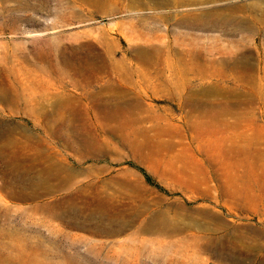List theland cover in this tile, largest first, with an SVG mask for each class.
Wrapping results in <instances>:
<instances>
[{
    "label": "rangeland",
    "instance_id": "obj_1",
    "mask_svg": "<svg viewBox=\"0 0 264 264\" xmlns=\"http://www.w3.org/2000/svg\"><path fill=\"white\" fill-rule=\"evenodd\" d=\"M0 264H264V0H0Z\"/></svg>",
    "mask_w": 264,
    "mask_h": 264
},
{
    "label": "trees",
    "instance_id": "obj_2",
    "mask_svg": "<svg viewBox=\"0 0 264 264\" xmlns=\"http://www.w3.org/2000/svg\"><path fill=\"white\" fill-rule=\"evenodd\" d=\"M138 169L142 172L146 182L156 185V183H154L152 177L148 173H146L142 167H138Z\"/></svg>",
    "mask_w": 264,
    "mask_h": 264
}]
</instances>
